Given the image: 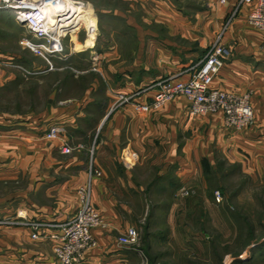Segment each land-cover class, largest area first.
I'll return each instance as SVG.
<instances>
[{
    "label": "crops",
    "instance_id": "1",
    "mask_svg": "<svg viewBox=\"0 0 264 264\" xmlns=\"http://www.w3.org/2000/svg\"><path fill=\"white\" fill-rule=\"evenodd\" d=\"M238 1L205 0L206 6L193 15L163 2L144 25L128 23L132 31L128 38L117 34L102 42L97 36L95 44L77 57L68 54L62 67L75 64L86 74L72 73L52 81L56 74L39 77L38 84L50 80L44 105L20 111L9 110L2 101L7 100L10 86L20 91L26 81L3 68L24 65L20 42L25 33L10 11L0 9L1 25L11 30L8 41L0 34V219L19 212L40 221L74 216L81 208L79 191L87 185L93 162L101 176L94 178L92 200L108 227L93 231L98 246L87 250L80 264H134L132 247L122 246L116 235L135 228L122 211H130V197L139 193L131 170L151 156L146 155V148L156 145L162 149L161 163L175 166L177 183L182 186L195 183L202 163L212 162L218 149L228 157L246 152L263 169L264 34L248 27L243 17L226 34L231 57L214 79L213 88L236 95L252 92L253 127L239 132L228 129L222 113L193 116L182 97L159 110L144 111L154 91L111 111L118 93L141 91L204 59ZM94 18L87 22L92 37ZM32 66L42 74L52 72L47 63ZM65 89L76 92L64 95ZM59 125L66 130L62 140H47L46 134ZM65 144L74 149L71 154L62 153ZM126 151L134 156L132 168L123 163ZM173 233L177 241L179 235ZM57 245L56 241L33 240L27 228L0 227V264H58ZM263 254L257 252L249 262L246 255L231 262L252 264Z\"/></svg>",
    "mask_w": 264,
    "mask_h": 264
},
{
    "label": "rangeland",
    "instance_id": "2",
    "mask_svg": "<svg viewBox=\"0 0 264 264\" xmlns=\"http://www.w3.org/2000/svg\"><path fill=\"white\" fill-rule=\"evenodd\" d=\"M57 1L68 3V9L64 5L60 8L61 13L68 14L58 29L62 28L61 33L67 34L63 46L74 58L82 49L92 47L97 36L102 42H108L117 34L128 38L132 34L127 28L128 23L144 25L163 2L189 15L206 6L205 0ZM92 15L95 17L93 37L87 25ZM18 25L24 29V39H33V34L24 25ZM69 26L71 29H66ZM1 33L6 41L11 37V30L0 23ZM24 50V65L14 63L3 68L26 81L22 90L10 86L5 93L8 98L2 105L8 106L9 110L42 108L46 94L51 91L50 80L62 79L72 73L76 76L86 74L75 64L63 69L64 62L58 59H54L58 70L50 75L42 74L32 64L45 65L46 62L29 49ZM54 74L56 76L50 80L37 83L39 77L49 78ZM65 91L64 95L76 92L74 89ZM161 150L156 145L146 148V155L151 156L131 170L137 178L139 193L130 197V211H122V214L139 230V243L132 247L134 264H236L235 260L231 261L245 255L250 258L260 251L264 253V167L257 166L256 158L241 150L238 155L228 157L218 149L212 162L205 160L202 163L200 177L195 183L182 186L177 183L175 166L166 167L161 163ZM182 189H187L189 195L181 196ZM174 231L179 235L177 241L174 233L171 235ZM121 234L116 235L117 239ZM263 255L252 264H264Z\"/></svg>",
    "mask_w": 264,
    "mask_h": 264
},
{
    "label": "built area",
    "instance_id": "3",
    "mask_svg": "<svg viewBox=\"0 0 264 264\" xmlns=\"http://www.w3.org/2000/svg\"><path fill=\"white\" fill-rule=\"evenodd\" d=\"M51 2L49 0H2L0 8L12 11L15 21L24 25L33 34V39H24L21 45L43 59L50 71H56L58 68L55 66L54 59L68 60V54L63 46L67 34H60L61 31L57 30V26H51L49 21ZM242 17L248 27L264 34V0H239L204 59L141 91L118 93L111 111L122 109L132 104L138 97L154 91L151 102L142 107L144 111L159 110L175 98L182 97L189 103L190 114L193 116L222 113L224 124L228 129L239 132L253 127L256 119L252 105V92L236 95L213 88L214 79L231 57V50L225 44L226 34ZM58 18L57 20L60 19ZM65 68L68 67L63 69ZM65 133L63 126H53L46 134V139L60 141ZM73 150L68 144L62 146L64 154H71ZM122 160L127 168L133 167L135 160L131 152L126 151ZM99 176L101 172L94 168L92 162L87 185L79 191L81 208L67 220H32L26 213L19 212L15 216L0 219V227L27 228L31 231L33 240L56 241L58 245L55 248V256L58 264H80L85 252L98 246L93 231L108 227L92 200L93 181ZM180 195L188 196L189 192L187 189H182ZM139 239V230L130 228L117 240L122 246L134 247L139 243Z\"/></svg>",
    "mask_w": 264,
    "mask_h": 264
},
{
    "label": "bare ground",
    "instance_id": "4",
    "mask_svg": "<svg viewBox=\"0 0 264 264\" xmlns=\"http://www.w3.org/2000/svg\"><path fill=\"white\" fill-rule=\"evenodd\" d=\"M51 4L50 5V11H49V21H50V24L52 27H56L57 26V30L58 29V24H59V21L61 22L62 19L64 18V16L68 13H61V7H63V5L65 6L66 9H68V3L65 2V1H57V0H51ZM56 11H60V12H56ZM57 17H59L57 20ZM65 28V27H63ZM62 28H60V31H61ZM61 33V32H60Z\"/></svg>",
    "mask_w": 264,
    "mask_h": 264
},
{
    "label": "trees",
    "instance_id": "5",
    "mask_svg": "<svg viewBox=\"0 0 264 264\" xmlns=\"http://www.w3.org/2000/svg\"><path fill=\"white\" fill-rule=\"evenodd\" d=\"M253 256L254 255H252L250 258L246 256L245 260L249 262L253 258ZM236 263H241V261H236Z\"/></svg>",
    "mask_w": 264,
    "mask_h": 264
}]
</instances>
